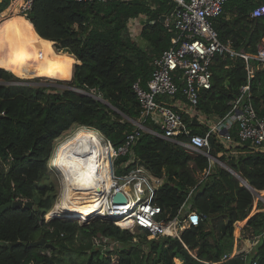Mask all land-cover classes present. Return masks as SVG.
Masks as SVG:
<instances>
[{
	"label": "trees",
	"instance_id": "16d2710c",
	"mask_svg": "<svg viewBox=\"0 0 264 264\" xmlns=\"http://www.w3.org/2000/svg\"><path fill=\"white\" fill-rule=\"evenodd\" d=\"M261 4L264 0H229L213 20L219 40L235 52L256 56L264 37V19L251 18L250 13ZM6 7L1 3L0 12ZM174 7L173 0H33L31 10L17 22L14 32L18 34V26L28 42L40 47L46 56L34 77L66 81L72 76L69 89L64 90L22 85L21 77H29L9 60L13 45L5 39L0 41V209L9 206L0 211V264H55L56 254L62 252L61 241L78 232L92 241L86 247L88 259L79 264H177L178 259L181 264H193L181 254L175 238L148 239L149 233L144 230L131 233L129 218L97 219L87 226L72 220L44 221L56 201L53 184L46 182L54 141L78 127L101 135L114 149L124 146L126 137L136 130L132 121H141L132 85L139 81L145 89L154 59L171 47L174 29L161 22V17ZM9 16L3 18L0 31L14 27ZM133 22L135 34L131 30ZM23 47L26 43L18 44V48ZM68 54L77 62L73 73L75 61ZM210 71L211 88L199 90L195 114L181 112L191 134L204 136L212 120H224L246 85L249 89L244 103L264 117V67L255 60L224 54L213 58ZM181 99L179 92L175 100ZM160 102L172 107L166 99ZM144 125L158 131L154 125ZM230 126L233 146L215 131L209 135V155L260 193L264 191V151L248 143L238 144L236 126ZM178 140L185 141L183 137ZM134 167L154 185L152 204L161 209V224L176 217L183 203L184 213L207 214L206 221L186 228L180 235L194 259L201 264L219 261L230 252L235 240L234 223L246 221L244 230L251 238L259 237L253 255L244 259L234 256L223 264H264V211L249 217L255 195L229 171L217 163L210 168L205 155L188 152L146 131L114 161L116 174ZM13 202H31L32 207L14 209ZM257 205L263 207L261 201ZM41 238L51 247H29ZM103 240L115 241L117 246L105 249Z\"/></svg>",
	"mask_w": 264,
	"mask_h": 264
},
{
	"label": "built area",
	"instance_id": "2783aa9c",
	"mask_svg": "<svg viewBox=\"0 0 264 264\" xmlns=\"http://www.w3.org/2000/svg\"><path fill=\"white\" fill-rule=\"evenodd\" d=\"M76 3H109L124 2L128 0H72ZM175 7L165 18V25H171L174 34L171 38V47L163 51L153 61V71L145 89L137 81L132 85L138 104L141 121H133L136 127L133 134L126 137L123 147L114 149L111 143L104 139L108 148L109 157L108 176L112 181L109 189L100 191L94 210L66 211L54 210L47 217V222L58 220H70L73 215L80 217L79 223H89L91 220H117L129 218L131 223L129 231L144 230L149 233L148 239L159 236H169L180 240L181 233L189 227L197 226L200 222L208 219L207 214H198L195 211L182 212L185 203L180 207L178 214L167 224L163 225L158 221L161 214L160 207L152 204L154 185L139 168H131L123 174H116L114 161L128 152L130 145L136 140L142 131L151 133L171 141L188 152H198L206 157L209 156V135L191 134L183 121L182 113L195 114V108L199 98V90H209L211 88L212 73L210 65L216 55L228 54L231 58L241 57L245 61L255 60L261 67H264V37L262 44L258 46L256 56H249L242 52L233 51L228 45L223 44L218 37V33L213 27V20L221 15L224 5L229 0H173ZM6 3L7 7L2 14H20L24 17L32 8L33 0H0ZM251 18L264 19V4L255 7L250 13ZM136 22L132 23L131 30ZM253 73L250 69L249 74ZM248 86L241 87V95L231 103V109L224 118L225 122L216 127V131L221 133L224 126L234 124L236 126V136L238 144H249L250 147L264 151V117H259L255 109L244 103L247 97ZM80 92V91H79ZM180 92L181 100H175ZM100 100V96H97ZM168 100L172 107L164 105L160 100ZM228 117H233L231 123H226ZM222 120V121H224ZM148 125H154L158 131H154ZM221 139L228 145L235 143L231 135L226 131L220 134ZM183 137L185 141L178 140ZM56 155L54 158V162ZM53 162V168L58 172V168ZM209 172L207 171L206 174ZM105 179L100 182H90V186L96 188L103 185ZM116 193H122L126 198L124 205H114L111 202ZM86 197H91L90 195ZM257 200L264 202L262 198ZM255 201V200H254ZM50 216V217H49ZM188 223V226L185 224ZM176 228V230H174ZM52 231V230H51ZM252 246H255L259 237H254ZM105 249H112L117 246V242L103 240ZM243 259L245 258L244 255ZM232 258L230 254H223L219 261L205 264H223ZM255 264V263H253Z\"/></svg>",
	"mask_w": 264,
	"mask_h": 264
},
{
	"label": "rangeland",
	"instance_id": "374dc122",
	"mask_svg": "<svg viewBox=\"0 0 264 264\" xmlns=\"http://www.w3.org/2000/svg\"><path fill=\"white\" fill-rule=\"evenodd\" d=\"M5 15L2 14V12H0V22L2 21L3 18L8 16V15H6V16ZM4 21H5V19H3V21L0 23V25ZM15 29H16L15 26L13 28H8V29L6 27H4L2 29L3 31H0V38L3 39V35L5 34V30L9 35L15 36L17 34L14 32ZM17 29H18V26H17ZM132 32H134V29H132ZM134 34H135V32H134ZM134 37H136V35ZM137 43L140 44V41L137 40ZM13 44L15 46L16 42L14 41ZM15 48L12 49V55H11V57H9V60L12 61V64L14 66H16V64H17V70L19 69L21 72H23L22 74L29 77V78L21 77L22 79H20V80L22 81L21 82L22 85L43 86V87L52 86V87L57 88L58 90L69 89V84H70L72 78H70L69 80H66V81H59V80H49V79H41V78L34 77L35 71L43 64V62L46 59V56H45V54H43V51L40 49V47L33 44V46L29 45V46L22 48V49L19 48L20 49L19 52ZM46 51L48 52L49 49H46ZM57 53H60V52H57ZM72 58L74 59L73 56H72ZM74 61H75V59H74ZM76 63L77 62L75 61V63L72 66V72H73L74 65ZM5 68H8V67L5 66ZM8 70L10 71L9 68H8ZM10 73H13V72L10 71ZM70 88L74 89L72 87H70ZM74 91L77 93H80L79 91H76L75 89H74ZM222 122L223 121L212 120V122H210L208 124L210 129L208 130V132H206L205 135H209V134L214 133L216 131L215 130L216 127L220 126L222 124ZM79 129L80 128H78V127L72 128L71 130L65 132L59 139H56V141H54V143L52 145V152H51V155H50V158L48 161V166H47L48 171H47L46 182L53 184L54 194L56 195V201L54 203V206H56V208H57L56 210L62 211V209L64 208V211H62L63 213L66 211L65 210L66 207H64V203H63L64 197H63V194L61 193V191H62V183L61 182L62 181H61V178H60L59 174L57 173V171L53 168V162H54L55 154H56L57 150L59 149V147L62 145V143H64L67 139L72 137ZM222 129H225V127L223 126ZM228 129H230V128H226V131L229 132ZM233 155H235V153H233ZM225 157L226 158L228 157V153L226 154ZM226 167H228V166L226 165ZM241 185H243V184H241ZM85 197H86L85 195H79L76 197V199L72 203V206L74 205L73 207L75 208V210L78 209L77 211H88L95 205V201H92L89 197H86V199H85ZM255 201H258L256 196H255ZM259 207L262 208V206H259ZM52 211H53V207L50 210V212H52ZM50 212H48L46 215H48ZM46 218L47 217L44 216L45 222H47ZM96 220L97 219L91 220V221H89V223H79L80 221H78L76 223L79 226H87ZM235 226H234V232L233 233H236L238 231V229H236L238 227V225H235ZM133 232L137 233V231L134 229H133ZM243 235L247 238H251L250 237L251 235L248 232L244 233ZM37 238H38V236H35V239H37ZM253 238L254 237H252L251 239H253ZM61 242H62L63 248H61L60 251H62V252L56 254L55 264H79V263L86 262V260L88 259V255H89V250H86V247H90L92 245L91 244L92 241H91L90 237H87L85 234L78 232L72 238H69V240L61 241ZM44 252L47 255L50 254L48 250H44ZM180 261L181 260L178 259L177 264Z\"/></svg>",
	"mask_w": 264,
	"mask_h": 264
},
{
	"label": "bare ground",
	"instance_id": "6f19581e",
	"mask_svg": "<svg viewBox=\"0 0 264 264\" xmlns=\"http://www.w3.org/2000/svg\"><path fill=\"white\" fill-rule=\"evenodd\" d=\"M22 16L23 15L15 13L7 18L10 24L15 26L17 22H20ZM8 28H10V26H7V29ZM18 30L19 28L17 29L18 34L15 36L5 32L3 39H5L8 44L13 45L14 48L16 47L15 49L19 52V43H26V47L29 45L33 46V43L28 42L26 36ZM1 39L2 38H0V40ZM14 41L16 42L15 46L13 44ZM8 53L9 50L7 48L6 54ZM91 134L89 130L80 128L72 137L62 143L55 154L56 159L54 164L58 168L59 176L62 181L61 193L64 197L63 203L64 207H66V211L75 210L72 203L77 196L90 195L91 197L89 198L95 201V205L85 212H91L96 206L97 196L100 191L106 192L112 184L107 174L108 165L110 163L109 157H107L109 150L101 135ZM102 179H105L103 185L97 186L96 188L90 186L92 180H94V182H100ZM56 209V206H54V210ZM62 211H64V208ZM185 226H188V223H186ZM174 230H176V228Z\"/></svg>",
	"mask_w": 264,
	"mask_h": 264
},
{
	"label": "water",
	"instance_id": "95a60500",
	"mask_svg": "<svg viewBox=\"0 0 264 264\" xmlns=\"http://www.w3.org/2000/svg\"><path fill=\"white\" fill-rule=\"evenodd\" d=\"M172 11V10H171ZM171 11L169 12V14L171 13ZM168 14V15H169ZM165 18L166 16H162L161 17V22H165ZM233 120V117H228L226 119V122L231 123ZM226 133V129H223L221 131L220 134H225ZM210 159H212L210 156H208ZM14 158V157H12ZM229 172L234 175L240 182L241 184H243V186H245V188H247L252 194H254L257 198H262L260 193L255 192L248 184L245 180L241 179L239 176H237L233 171L229 170ZM126 198L124 197V195L122 193H116L112 199L111 202L114 205H124L126 203ZM9 206H6L5 208H1L0 211H3L4 209H6ZM12 208H21V209H30L32 207V203L31 202H27V203H20V202H13L11 205ZM74 222H78L80 220V217L78 215H73V217L70 219ZM178 249L181 250V254L188 258L191 259L193 261V264H201L198 260L194 259L190 253L187 251V249L183 246V244L181 243V240L176 239L175 240ZM1 244V243H0ZM12 246V244H9V247ZM30 248L33 247H45V248H49L51 247V245L46 241L45 238H41L40 240L31 242L29 244Z\"/></svg>",
	"mask_w": 264,
	"mask_h": 264
},
{
	"label": "crops",
	"instance_id": "0c3cea01",
	"mask_svg": "<svg viewBox=\"0 0 264 264\" xmlns=\"http://www.w3.org/2000/svg\"><path fill=\"white\" fill-rule=\"evenodd\" d=\"M52 48H53V44H52ZM71 78H72V76H71ZM227 127L230 128L231 126L228 125ZM192 153L201 154V153H198V152H192ZM207 158L209 160V167L210 168H212L214 166V164L217 163L219 166H221L222 168L226 169L227 171L231 170L229 167H226V165L224 163L220 162L219 160H217V159H215L213 157H211L212 159H210L209 157H207ZM260 195H261L262 199L264 200V191L260 192ZM257 203H258V201H254L249 217L254 215V214H256L259 211H264V202H262V205H263L262 208H260L259 205H257ZM235 225H238V227L236 228V229H238V231L236 233H233L235 240H234L233 244L230 245V252H228L227 254H230L232 257L239 256V255H244L245 258H248V257L253 255L256 245L252 246V241L250 240V238H247V237H245L243 235L244 233H247L246 230H244V228L246 226V221L236 222L234 224V226ZM178 264H181V261Z\"/></svg>",
	"mask_w": 264,
	"mask_h": 264
}]
</instances>
